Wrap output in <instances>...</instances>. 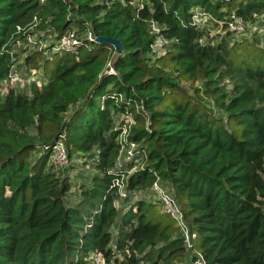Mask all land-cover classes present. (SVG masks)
<instances>
[{
	"label": "trees",
	"instance_id": "trees-1",
	"mask_svg": "<svg viewBox=\"0 0 264 264\" xmlns=\"http://www.w3.org/2000/svg\"><path fill=\"white\" fill-rule=\"evenodd\" d=\"M232 15L261 31L210 38ZM34 22L53 39L89 28L123 52L105 42L34 51L22 66L47 78L16 89L17 47ZM159 35L162 57L151 49ZM121 114L134 118L140 154L120 169ZM79 118L77 149L97 162L73 193L51 159L63 139L70 164ZM122 176L126 198L113 187ZM155 182L180 206L190 247ZM188 254L189 264H264V0H0V264H184Z\"/></svg>",
	"mask_w": 264,
	"mask_h": 264
},
{
	"label": "built area",
	"instance_id": "built-area-1",
	"mask_svg": "<svg viewBox=\"0 0 264 264\" xmlns=\"http://www.w3.org/2000/svg\"><path fill=\"white\" fill-rule=\"evenodd\" d=\"M208 19L209 17L206 14L196 13L194 16V23L199 27H204ZM18 30L20 32L22 31V28L18 27ZM246 30H247V25L245 24L243 19H241L236 15H232L231 20L228 21L226 27L224 26V23H221V26L218 29V35L224 36L228 33H234L240 35V34H244ZM153 31L156 34L160 33L158 27H156L155 25L153 26ZM36 36L38 37V39H35ZM215 36L216 35L210 33V38H214ZM99 38L100 37L95 35L88 28L85 34L83 35H80L76 30H68L61 38L53 39L52 35L49 34L48 32L37 30V22H34L30 25L25 40H23L19 45H21L22 43L29 42L30 46H33L35 48L34 51H44L45 54H48L50 51L54 53L56 52L77 53L78 50L84 46H87L89 44L99 43L98 40ZM33 39H35L36 42ZM50 39L53 40L52 44L49 47H47V49H43L42 47L43 42L44 41L48 42ZM168 45L169 42L163 36L159 35L156 37L154 43L151 46L152 53L155 54L156 56L162 57L167 53ZM115 50L116 51L114 55H119L122 54L123 52V51L119 52L116 46H115ZM14 70L15 69H13V73H11L10 75L9 81H13V78L18 75L17 71ZM104 74H109V75L116 74L112 60L108 61L104 70ZM120 120L126 121L125 125L122 128V133L119 139V143L121 145V151L119 158L117 160V166L118 168L121 169V167L124 164L133 163V162L136 163L137 162L136 159L140 154V151L138 144H136L133 141H129L131 126L134 124V118L130 116V114L127 115L121 114ZM52 160L54 165L58 169L68 166L69 164L68 151L63 139L58 140L56 144L53 146ZM134 170L135 168L131 172H133ZM125 178H126L125 176H122L121 180L116 179L113 185V187L116 186L119 187L121 198H126V196L128 195L126 190V184L124 182ZM153 191L156 193L157 200L160 202L161 212L170 215L173 219L177 221L190 247L191 244H190L189 229L187 224L185 223L183 212L180 206L178 205L176 199L173 196H171L168 193V191L165 188H163L158 182H155L153 184ZM98 257L102 261V264H104V260L102 256L101 255L96 256V258ZM95 263L97 264L96 261H93L91 264H95ZM195 264H206V263L201 257L199 258V260L195 262Z\"/></svg>",
	"mask_w": 264,
	"mask_h": 264
},
{
	"label": "rangeland",
	"instance_id": "rangeland-1",
	"mask_svg": "<svg viewBox=\"0 0 264 264\" xmlns=\"http://www.w3.org/2000/svg\"><path fill=\"white\" fill-rule=\"evenodd\" d=\"M208 24V23H206ZM205 24V25H206ZM211 34L218 35L217 26H214V24L209 25ZM262 27H256L248 29L245 36L243 37H250L252 32H259L261 31ZM233 37L236 40H240L243 37L241 36H234ZM35 39H38L36 36ZM33 39L35 42L36 40ZM53 40L50 39L48 42L44 41L42 44L43 49H47L52 44ZM35 48L33 46H30L29 42L22 43L20 47H17V51L19 52V59L17 61V66H21L19 70L17 71V76L13 78V81H9L8 83L12 87H16L18 89L19 87H22L24 84H32L33 82H38L42 84V81L46 80V76L43 75L42 71H35L32 73H29L28 70L24 69L22 64L24 62V58L33 53ZM21 51V52H20ZM49 58L52 57V55H48ZM74 110V108L72 109ZM83 118L77 119V121L71 126L72 133H73V144L76 147V150L72 152V158L69 166L59 169V173L63 176H68L72 183V190L71 192L77 193L79 190L80 184L84 183L86 180H88L90 177L94 176L96 174V162H97V154L96 152H91L84 154L81 151H79L78 145L80 141V137L83 134ZM52 162V159H51ZM152 195V194H150ZM149 196V195H148ZM153 200H156V196L153 194ZM118 205V204H117ZM122 205H119V208H121ZM125 209V207H124ZM191 259V254H188L186 257V261L184 264H189ZM97 264H102V261L98 258L95 259ZM96 264V263H95Z\"/></svg>",
	"mask_w": 264,
	"mask_h": 264
},
{
	"label": "water",
	"instance_id": "water-1",
	"mask_svg": "<svg viewBox=\"0 0 264 264\" xmlns=\"http://www.w3.org/2000/svg\"><path fill=\"white\" fill-rule=\"evenodd\" d=\"M98 40H99V42H105V43H109V44L115 45L119 52L123 51L122 43L118 39L100 37Z\"/></svg>",
	"mask_w": 264,
	"mask_h": 264
}]
</instances>
